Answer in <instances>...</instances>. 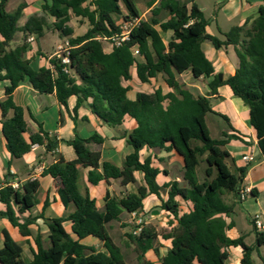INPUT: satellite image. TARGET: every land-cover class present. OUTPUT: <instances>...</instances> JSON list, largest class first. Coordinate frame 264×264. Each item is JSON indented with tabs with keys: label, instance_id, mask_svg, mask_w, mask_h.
I'll list each match as a JSON object with an SVG mask.
<instances>
[{
	"label": "trees",
	"instance_id": "1",
	"mask_svg": "<svg viewBox=\"0 0 264 264\" xmlns=\"http://www.w3.org/2000/svg\"><path fill=\"white\" fill-rule=\"evenodd\" d=\"M9 1L0 0V82H9L0 101V113L2 134L12 158H22L33 145L44 146L48 153L55 152L58 147L57 138L45 132L41 125L29 142L24 138L27 131L25 111L16 105L13 94L26 79L39 93L55 94L64 107L69 98L76 97L74 111L89 101L91 112L108 126L122 124L126 116L134 119L137 126L128 135L127 143L133 152L126 156L122 167L102 161L100 153L89 149V143H103L97 135L88 139L76 135L73 140L64 141L74 149L77 162L66 163L59 159L41 175L59 181L61 202L65 207L72 203L75 211L66 219H49L40 214L39 218L49 229L50 247L44 249L38 233L34 237L36 250L32 260L24 257L22 247L4 231L0 264H127L107 225L119 220L123 211H142L145 198L149 195L160 197L165 189H169L167 200L162 201L160 208L173 218L169 221L170 230L160 235L154 228L145 226L139 235H123L125 245L137 255V264H142L150 250L161 264H227L231 247L241 248L240 264H255L252 254L264 246V230L259 231L252 222L253 245H248L244 236L235 239L227 236L234 222L226 219L232 218L235 205L241 202L239 190L247 172V168L233 171L227 162L231 154L226 145L239 138L223 133L221 138L214 139L207 115L213 113L210 97L217 95L220 87L229 86L234 96L249 109L250 123L264 157V4L257 18L231 28L221 40L207 34L209 21L195 0H159L148 20L141 19L135 0H42V14L29 17L23 26L19 21L27 5L20 4L9 13L6 10ZM155 2L149 0L147 6L152 7ZM162 12H166V20L158 18ZM72 15L88 21L89 28L83 35L74 36L69 26ZM51 18L52 23L49 22ZM119 18L138 20V23L127 40L107 53L103 40L120 33ZM49 29L58 32L61 39H68L69 63L63 64L61 59L54 57L50 60L51 67L35 69L30 60L25 59L30 49L28 38L32 35L43 37ZM168 31L173 34L165 43L161 33ZM21 32L23 42L11 48L15 36ZM206 40L216 49L233 46L238 67L232 76L225 79L222 73H215L202 49ZM134 48L138 49V56L133 54ZM134 65L141 82H149L162 74L171 91L164 94L158 88L150 94L138 93L135 100H130L127 97L129 88L122 82L131 80L130 69ZM188 72L196 80L212 78L207 95L195 97L179 82L178 75ZM222 117L229 123L226 116ZM145 147L173 150L181 156L185 185L174 181L160 187L156 181L159 170L152 166L150 159L140 161L139 152ZM201 162L206 164L202 181L197 174ZM81 168H90L88 182L92 185L104 179L136 183L135 172L142 173L144 185L138 186L137 193L123 197L107 193L105 209L101 212L88 189L84 193L79 189ZM38 189L37 179L28 180L18 188L10 181L5 185L0 182V203L6 206L0 217L7 218L24 237L31 236L32 220L21 222L19 215L34 208ZM226 195H232L235 202L228 203ZM177 199L191 205L188 212H180ZM46 206L48 201L44 208ZM65 221L72 222V232L77 239L65 230ZM89 236L101 241L103 249L81 243ZM159 236L171 240V247L162 257L155 246ZM259 257L260 264H264V256Z\"/></svg>",
	"mask_w": 264,
	"mask_h": 264
},
{
	"label": "crops",
	"instance_id": "2",
	"mask_svg": "<svg viewBox=\"0 0 264 264\" xmlns=\"http://www.w3.org/2000/svg\"><path fill=\"white\" fill-rule=\"evenodd\" d=\"M148 1L149 0L146 1L145 11L141 15V19L144 20H148L152 17L151 10L157 5L159 0H156L152 7L147 6ZM13 2L14 0H10L7 4L6 10L9 13L14 12L20 4L27 5L19 21L20 26H23L29 17L42 14V0H16L15 4H12ZM263 4L264 0H216V10L213 19L216 30L211 28L212 24L209 22V26L206 28L207 34L223 40L224 34L229 32L231 28L242 26L247 21L251 22L257 18L259 8ZM123 15H126V13L124 12ZM158 18L166 20V12H162ZM50 21L52 23L54 20L51 18ZM55 32L56 31L49 32V30H45L43 37L49 33ZM56 33L59 36L58 32ZM172 34L171 31L161 33L165 43L171 39ZM23 38V33H18L11 43V48L20 45L23 42ZM34 38L35 41L33 43L36 42L38 45L34 50L32 48V43H30V49L25 54V59L30 60L32 67L35 69L51 67L50 60L54 58L57 48H54L52 52L44 50L39 44L38 38L36 36H34ZM65 39H61V42ZM60 44L61 43H59L57 47ZM202 49L207 59L213 64L215 73H222L225 79L234 74L235 69L238 67V59L233 46L216 49L211 41L206 40L202 44ZM111 50L112 47L109 44L108 46H104L105 52L108 53ZM130 73L131 80L122 82L124 87L129 88L127 97L130 100H135L138 93L150 94L158 88H161L164 94L171 91L162 74H158L156 77L150 79L149 82L143 83L137 77L135 65L131 67ZM177 78L195 97L207 95L209 92L208 84L212 80V78L196 80L192 77L190 72L178 75ZM8 84V81L0 82V101L5 96V87ZM13 98L16 105L22 107L25 111L27 131L24 134V138L27 142H29L33 134L39 131L40 125L45 132L49 133L50 136L56 137L58 140V147L55 152L48 153L44 146L33 145L29 153L25 154L20 159H14L6 148V141L2 134L0 113V182L3 185H5L7 181H10L12 185H22L28 180L37 179L39 181V189L35 195L36 205L31 211L19 215L21 222L32 220V224L29 226L31 236H22L19 229L14 227L7 218L0 217V249L4 246L3 233L6 231L11 238L22 247L24 257L32 260L33 251L36 250L34 237L38 233L42 237L41 241L44 249L50 247L49 229L44 220L39 218L40 214H43L45 218L49 219H66L75 211V206L72 203L65 207L61 202L58 194L60 188L59 181L53 179L49 175H41L46 167L57 162L59 159H62L66 163L77 162V155L74 149L64 141H71L76 135H79L83 139H88L97 135L103 139V143H89V149L93 152L100 153L102 161H107L118 167H122L126 156L133 152V148L127 143V139L128 135L136 128L137 124L134 119L126 116L122 124L116 127L108 126L91 112L88 106L89 101L83 103V105L74 111L77 104L76 97L69 98L67 106L64 107L59 103L55 94L39 93L32 88L27 79L15 90ZM210 104L213 113L209 114L215 117L214 126L219 130V135L227 133L239 138L231 140L229 144L226 145V149L231 154V158L227 161L230 168L233 171L236 168H247L242 187L250 188V194L247 198L249 196L260 198L264 194V157L260 154L256 134L250 123L248 107L244 105L241 99L234 96L232 90L227 85L220 87L218 89V94L210 97ZM222 116H226L229 119V123L224 120ZM220 121L225 122L226 126L223 127ZM249 154L254 156V160L246 164L243 161V156ZM139 157L141 162L150 159L152 166L159 170L156 181L160 187L174 181L179 182L181 185H185L183 180L184 162L182 157L175 151H167L159 148L149 149L145 147L139 152ZM89 170L90 168H81L78 183L79 189L82 193L88 189L91 198L96 202L97 209L101 212L105 209V196L107 193L111 196L123 197L129 193H137L138 186L144 185L143 175L140 172H135L134 174L136 183H127L123 180L104 179L99 182V184L92 185L88 182ZM168 190L169 189H165L161 191L160 197L149 195L145 198L143 201L144 208L140 213L146 215V213L152 214L153 211H157L158 214L155 215L157 220H164V222H166L169 219V221H173L169 212L160 208L162 201L167 200ZM46 201H48V206L44 208ZM146 201L148 202L145 203ZM177 201L179 202V210L181 213L189 211L191 207L189 203L181 199H177ZM14 208L15 210L17 209L16 206ZM5 210L6 206L0 203V212ZM235 213L234 208L232 218L226 219L227 222H231V220L234 222V227L227 231V236L231 239L244 236L246 239L250 233L246 229L243 232L239 231L238 223L234 218ZM130 217V212L123 211L119 220L112 221L107 225L109 234L110 231H114L116 235L122 237L124 234L130 233ZM250 222H254L253 219L250 220ZM262 223L264 224V221H262ZM63 226L73 239H77V236L72 232L71 221H65ZM113 240L121 248L119 243H117L115 239ZM81 243L86 246L95 247L98 250L103 249L102 242L92 236L84 238L81 240ZM155 246L158 247L160 257H162L171 247V240H165L159 236ZM263 248L264 246L253 252L252 259L255 264L261 263L259 256H264V253L261 252ZM130 249L133 251L132 248ZM121 251L123 253L122 249ZM228 251L230 257L227 264H240L242 258L241 248L231 247ZM144 262L161 264L160 259L152 250L146 253L142 264Z\"/></svg>",
	"mask_w": 264,
	"mask_h": 264
},
{
	"label": "rangeland",
	"instance_id": "3",
	"mask_svg": "<svg viewBox=\"0 0 264 264\" xmlns=\"http://www.w3.org/2000/svg\"><path fill=\"white\" fill-rule=\"evenodd\" d=\"M147 0H135L139 10L141 11V15L145 11ZM16 0L12 4H15ZM196 4L199 6L201 11L204 13V17L210 22L211 28L216 30V25L213 22L215 8H216V0H196ZM49 22L51 23L50 19ZM124 22V19L119 18L118 24ZM69 26L73 28L74 35L80 36L83 35L87 29L89 28L88 21L82 18H76L73 15L71 16V20L69 22ZM54 31L53 29H49V32ZM39 44L42 46L44 50L52 52L54 48H57V45L61 42V38L57 35V33H49L45 37L38 38ZM104 46H108L106 42H103ZM38 43H32V48L35 50ZM205 81V80H204ZM214 116L212 114L207 115V123L211 131V135L214 139H219L222 135H219V130L214 126ZM223 127L226 126V123L220 121ZM206 167L205 162H201L198 167V176L202 181L204 179V169ZM225 200L228 203L235 202V199L232 195H226ZM146 201L145 203H147ZM236 204V203H235ZM235 215L234 218L238 223L239 231L243 232L246 230L249 231V235L246 237L245 242L249 245L254 244L255 234L253 231V225L250 220L258 214L260 215V220L264 221V194L260 198H254L249 196L245 201L239 202L235 205ZM152 214L146 213V226H150L154 228L160 235L164 232L170 230L171 226L169 225V219L164 222V220H157ZM244 224V225H243ZM110 235L113 239L119 243L121 249L123 250L124 257L126 259L127 264H137L136 253L134 250L132 251L129 247L125 245V240L123 236H118L115 232L110 231ZM264 253V248L261 251Z\"/></svg>",
	"mask_w": 264,
	"mask_h": 264
},
{
	"label": "built area",
	"instance_id": "4",
	"mask_svg": "<svg viewBox=\"0 0 264 264\" xmlns=\"http://www.w3.org/2000/svg\"><path fill=\"white\" fill-rule=\"evenodd\" d=\"M138 23V20H132V21H124L121 24H119L120 33L114 35L110 39H104L103 41L108 43L111 47L113 46H119L121 42L128 39L129 34L132 30V28ZM35 41L34 36H30L28 38V43H33ZM70 44L68 39H65L56 49L54 57H57L62 60L63 64L69 63V50H70ZM133 54L135 56L139 55V51L137 48L133 49ZM254 160V156L252 154L243 156V161L248 164ZM14 188H18V184L12 185ZM250 194V188L249 187H241L239 190V199L240 201H245L247 196ZM253 221L255 223L256 228L259 231L264 230V224L260 220V215L256 214L253 217ZM130 233L133 235H139L143 228L146 226V215L143 213L138 212H132L130 217Z\"/></svg>",
	"mask_w": 264,
	"mask_h": 264
},
{
	"label": "water",
	"instance_id": "5",
	"mask_svg": "<svg viewBox=\"0 0 264 264\" xmlns=\"http://www.w3.org/2000/svg\"><path fill=\"white\" fill-rule=\"evenodd\" d=\"M157 214H158L157 211H153V212H152V216L157 215Z\"/></svg>",
	"mask_w": 264,
	"mask_h": 264
}]
</instances>
